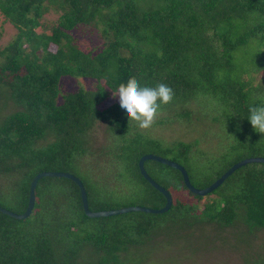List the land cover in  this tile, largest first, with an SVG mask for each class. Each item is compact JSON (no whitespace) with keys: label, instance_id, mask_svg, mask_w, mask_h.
I'll list each match as a JSON object with an SVG mask.
<instances>
[{"label":"trees","instance_id":"1","mask_svg":"<svg viewBox=\"0 0 264 264\" xmlns=\"http://www.w3.org/2000/svg\"><path fill=\"white\" fill-rule=\"evenodd\" d=\"M49 13L55 17L47 20ZM0 16L17 32L5 47L0 44V88L20 107L0 122L1 208L24 214L32 179L59 172L82 182L92 212L159 210L165 198L142 177V156L183 166L198 190L235 163L264 157V136L248 120L249 106L264 103V85L254 83L264 71V0H0ZM83 40L92 46L84 47ZM133 76L141 86L173 89L172 102L162 107L173 114L152 127L189 118L188 106H196L231 139L220 155L199 153L198 141L166 145L136 126L131 131L119 103L104 107ZM67 77L93 84L64 93L60 85ZM100 121L111 135L105 149L112 160L97 175L80 161ZM195 154L204 160L197 170ZM144 169L171 194L163 215L89 218L73 181L44 177L30 217L17 221L0 213V264H121L118 253L152 242L164 228L185 239L197 226L241 224L246 231L238 242L246 246L264 228V164L237 169L205 198L189 192L173 168L146 161ZM179 190L197 203L174 200ZM246 256V264H264V256Z\"/></svg>","mask_w":264,"mask_h":264},{"label":"rangeland","instance_id":"2","mask_svg":"<svg viewBox=\"0 0 264 264\" xmlns=\"http://www.w3.org/2000/svg\"><path fill=\"white\" fill-rule=\"evenodd\" d=\"M47 17L46 19L48 20L53 19L55 16L49 13ZM3 19L4 18L0 16V44L2 48L15 39L17 35V32L11 28V26H8ZM92 40L94 43L95 40ZM81 44L84 47L92 46V41L83 40ZM1 60L0 56V61ZM258 82L264 85V71H260L257 74L254 83L256 84ZM92 84L93 81L89 79L77 80L67 77L61 80L60 86L64 93H68L70 91H76L80 87L89 89L92 87ZM114 103H119V98H111L105 103L104 107L108 108ZM19 110L20 107L14 104L13 99L10 98L6 89L4 91L0 88V122L5 116ZM186 111L192 116L182 119V121L186 124H191L189 125L191 127H187L180 120H171V123H165L161 126L158 125L147 131H141L137 127L135 129V124H132L131 131L133 127L134 130L140 131L156 140H162L166 145L176 141H198V146L194 149H197L199 153H209L211 156H219L227 145V142L231 140L229 135L224 129H221L218 124L212 122L208 115L203 116L198 113L196 106H188ZM173 112L174 111L161 112L156 122L171 117L170 115H172ZM124 116H126V113ZM204 117L206 118L203 119ZM106 126L107 124L105 122L100 121L92 128L89 133L91 141L88 145L89 152L83 155L80 161L84 167H89V165H91L92 171L97 172V175L101 173L106 163L112 160V155L105 149L111 145V135L107 134ZM192 157L194 159L193 167L197 170L199 161L204 163V160H197L196 154L192 155ZM198 170H200L199 173L203 172L202 169ZM197 178L196 180L201 181L204 177L198 174ZM7 187L8 185L6 184V189H8ZM174 200L189 204L197 203L188 193L181 190L174 192ZM200 205L202 204L199 203V206ZM194 229L192 234H189L184 239L170 236L164 228L152 242L150 241L143 246H129L125 252L118 253L119 261H121V264H246L243 259L246 255H249V257L251 256L252 260H255L259 256H264V228L256 232L253 241L247 246L243 244L246 243L245 241L238 242L240 233L246 231L241 224H237L232 228H217V230L211 225L201 226V230L198 226ZM236 229L238 230V234L236 233ZM184 234L185 232L182 233V235ZM204 235H206V239L202 237ZM221 239L223 243H220ZM86 259L90 260V257L86 256ZM80 261L84 263L82 258ZM257 264H260V261Z\"/></svg>","mask_w":264,"mask_h":264},{"label":"water","instance_id":"3","mask_svg":"<svg viewBox=\"0 0 264 264\" xmlns=\"http://www.w3.org/2000/svg\"><path fill=\"white\" fill-rule=\"evenodd\" d=\"M146 161H151L161 166L165 165V166H168L170 168H173L179 171L181 173L183 183L186 186L187 190L191 192L192 194L196 195L197 197L205 198L210 193H212L215 189H217L237 169L243 166L252 165L254 163L264 164V157H254V158L245 159V160L243 159L242 161L235 163L232 167H230L220 178H218L215 182H213L210 186H208V188L204 190H198V188H195L193 185H191L188 174L183 166L173 161H170L168 159L153 156L151 154L142 156L138 162L139 171L142 177L145 179V181H147V183L151 185L152 189H154L160 195H163V197L165 198V205L163 206L162 209H159V210H153L151 208L142 207V206H128V207H122V208H119L113 211L103 210V211L92 212L88 210V202H87V195H86L85 188L82 182L76 176L70 173L66 174V173H59V172H41L37 174L30 183L28 202H27V206L24 209V214L16 215L13 212L5 210L1 207H0V213L7 215L9 217H12L14 220H17V221H24L25 219L30 217V215L32 214L31 211L35 204V188H36L38 181L44 177H59V179L71 180L77 185L79 192H80V198H81V203H82L81 209L82 211H84L85 215L89 218H100V217L111 218V217H116L118 215L132 213V212H144V213H149L152 215H163L171 207L172 197H171V194L165 188L156 184L152 180V178L147 174V172L144 169V162Z\"/></svg>","mask_w":264,"mask_h":264},{"label":"clouds","instance_id":"4","mask_svg":"<svg viewBox=\"0 0 264 264\" xmlns=\"http://www.w3.org/2000/svg\"><path fill=\"white\" fill-rule=\"evenodd\" d=\"M119 98V106L125 110L128 127L132 124L141 130L152 128L162 112V107L170 104L174 98L173 89L159 83L155 87L141 86L136 77L121 83L113 93V98ZM248 120L255 132L264 136V103L249 106Z\"/></svg>","mask_w":264,"mask_h":264}]
</instances>
